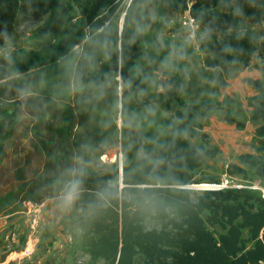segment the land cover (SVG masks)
I'll return each mask as SVG.
<instances>
[{
	"label": "rangeland",
	"instance_id": "obj_1",
	"mask_svg": "<svg viewBox=\"0 0 264 264\" xmlns=\"http://www.w3.org/2000/svg\"><path fill=\"white\" fill-rule=\"evenodd\" d=\"M18 2L14 31L0 41V66L12 52L42 45L45 18L36 15L30 0ZM231 5V12L201 7L188 23L186 15L169 8V0H120L113 19L119 34L117 50L133 36L139 38L141 55L132 74L144 83L141 90L123 84L115 74L98 85L85 80L91 72H102L109 54L102 51L100 62L93 64L95 53L88 47L84 15L74 7L82 41L53 66L0 81V214L59 194L71 196L72 202L67 182L78 172L97 174L115 165L120 177L126 160L138 157L155 162L167 132L165 121L173 118L178 107L177 102L169 107L168 91L186 106L212 104L199 110L201 128L191 142L216 151L197 170V177L218 183L199 185L243 186L264 198V181L248 167L246 178L226 174L227 166L238 164L241 154L251 153L264 161V150L258 151L264 137L258 139L255 132L262 122L251 118L258 93L247 82L250 78L264 81V54L253 52L240 61L213 65L214 46L238 31H247L264 44V21L251 22L244 14L250 11V0H232ZM206 13L212 18L202 23L199 17ZM225 14L237 26L225 22ZM227 115L232 122H227ZM75 215L71 211L72 236L87 245L90 236L77 228ZM143 227L159 230L162 226L148 219ZM207 227L216 235L220 232L216 226Z\"/></svg>",
	"mask_w": 264,
	"mask_h": 264
},
{
	"label": "trees",
	"instance_id": "obj_2",
	"mask_svg": "<svg viewBox=\"0 0 264 264\" xmlns=\"http://www.w3.org/2000/svg\"><path fill=\"white\" fill-rule=\"evenodd\" d=\"M239 0H234V2ZM36 15L44 17L40 37L42 45L31 51L12 52L0 66V81L36 69L57 64L82 41V29L74 22L72 10L84 15L88 47L94 51L93 64L101 60V52L109 54L101 73L91 72L85 80L103 83L110 74L118 75L123 84L134 90L144 83L133 76L135 61L141 55V42L133 36L118 46V29L114 16L120 0H30ZM232 0H169V8L177 13L189 12L195 17L201 7L233 10ZM250 11H244L251 22L264 21V0H250ZM18 0H0V41L11 36L19 15ZM210 14L199 20L207 22ZM223 20L233 26L237 22L229 15ZM253 52L264 54V44L247 31H238L214 46L217 59L213 65L240 61ZM264 62V55H263ZM257 93L253 120L262 124L256 137H264V81L248 79ZM167 101L177 102L167 129L164 144L155 162L134 158L124 162L122 180L115 165L97 174L78 172L68 181L73 193L70 204L78 217V227L90 236L87 250L91 261L105 264H264V198L247 187L186 188L201 183L217 184L214 178H198L197 170L214 149L194 146L201 128L197 121L200 109L207 110L211 102L185 105L171 91ZM1 107V104H0ZM227 122H232L229 115ZM262 144V143H261ZM264 150V145L258 151ZM248 167L264 181V161L259 156L244 153L238 164L226 168L229 176L246 178ZM75 215V216H76ZM154 219L161 228L148 230L143 223ZM207 225L216 226V235ZM246 233V237L244 236ZM248 244H250L248 246Z\"/></svg>",
	"mask_w": 264,
	"mask_h": 264
},
{
	"label": "crops",
	"instance_id": "obj_3",
	"mask_svg": "<svg viewBox=\"0 0 264 264\" xmlns=\"http://www.w3.org/2000/svg\"><path fill=\"white\" fill-rule=\"evenodd\" d=\"M70 204L59 194L0 214V264H91L85 240L72 236Z\"/></svg>",
	"mask_w": 264,
	"mask_h": 264
},
{
	"label": "water",
	"instance_id": "obj_4",
	"mask_svg": "<svg viewBox=\"0 0 264 264\" xmlns=\"http://www.w3.org/2000/svg\"><path fill=\"white\" fill-rule=\"evenodd\" d=\"M120 179L122 180V171H121V174H120ZM186 188H214L212 186H203V185H189V186H186Z\"/></svg>",
	"mask_w": 264,
	"mask_h": 264
},
{
	"label": "built area",
	"instance_id": "obj_5",
	"mask_svg": "<svg viewBox=\"0 0 264 264\" xmlns=\"http://www.w3.org/2000/svg\"><path fill=\"white\" fill-rule=\"evenodd\" d=\"M183 15H186L185 17H186L187 22L188 21H190L191 23L193 22V19L190 17L189 12H185ZM185 24H187V23H185ZM217 188H224V186L219 185Z\"/></svg>",
	"mask_w": 264,
	"mask_h": 264
}]
</instances>
